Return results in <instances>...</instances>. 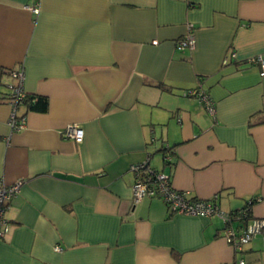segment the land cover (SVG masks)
<instances>
[{
	"label": "crops",
	"instance_id": "0c3cea01",
	"mask_svg": "<svg viewBox=\"0 0 264 264\" xmlns=\"http://www.w3.org/2000/svg\"><path fill=\"white\" fill-rule=\"evenodd\" d=\"M187 24L196 45L181 51ZM263 55L264 0H0V188L22 184L0 264H264L263 236L237 253L219 216L131 193L147 163L192 200L217 196L225 213L254 201L264 218V77L249 63ZM13 71L49 102L21 105L19 131Z\"/></svg>",
	"mask_w": 264,
	"mask_h": 264
},
{
	"label": "built area",
	"instance_id": "2783aa9c",
	"mask_svg": "<svg viewBox=\"0 0 264 264\" xmlns=\"http://www.w3.org/2000/svg\"><path fill=\"white\" fill-rule=\"evenodd\" d=\"M37 8H33L34 13H38ZM196 45L195 27L187 24L186 34L180 39L176 47L178 50L194 49ZM232 57H235L233 54ZM249 63L259 68L260 76L264 77V55L253 58ZM11 76L17 79V83L8 87L10 93V105L12 113L9 119V126L14 131H19L26 126V118L18 115V108L27 100L28 94L24 90V72L13 71ZM188 96H196L203 104L206 111L215 116L216 106L214 101L202 90L195 89L187 92ZM63 135L66 139L81 144L85 137L84 129L78 124L68 125ZM166 158V160H168ZM135 173V182L132 185L131 193L134 204L145 198H159L163 200L172 214L191 217H212L219 216L224 221V238L232 246L235 252H243L255 236L264 237V218L250 219L249 209L240 210L235 213H225L218 206V197L212 200H192L182 192L173 189L171 179L164 173L151 171L148 164H140L132 167ZM21 183L0 188V238L7 232L8 220L6 213L10 208V203L21 191ZM56 251H61L56 248ZM239 264H245L241 260Z\"/></svg>",
	"mask_w": 264,
	"mask_h": 264
},
{
	"label": "trees",
	"instance_id": "16d2710c",
	"mask_svg": "<svg viewBox=\"0 0 264 264\" xmlns=\"http://www.w3.org/2000/svg\"><path fill=\"white\" fill-rule=\"evenodd\" d=\"M8 97H10V93L8 92ZM10 99V98H9ZM23 105L27 106L29 111H35V112H40V113H46L48 111L49 107V102L48 99L45 97H33L31 95H28L27 100L23 103ZM166 151V150H165ZM151 171L157 173L156 170L151 169ZM254 201L250 202L246 208L249 209V217L252 220V207H253ZM244 208V209H246ZM243 209V210H244ZM239 212V211H237ZM235 213V212H233Z\"/></svg>",
	"mask_w": 264,
	"mask_h": 264
}]
</instances>
